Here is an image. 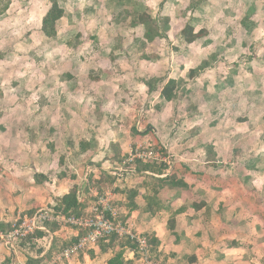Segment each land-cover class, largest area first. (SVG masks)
<instances>
[{
    "label": "rangeland",
    "instance_id": "obj_1",
    "mask_svg": "<svg viewBox=\"0 0 264 264\" xmlns=\"http://www.w3.org/2000/svg\"><path fill=\"white\" fill-rule=\"evenodd\" d=\"M53 1L0 0V169L46 162L49 179L72 177L124 132L161 123L165 143L179 130L184 158L217 160L224 178L237 177L240 201L262 214L264 0H56L65 16L47 38ZM145 13L160 28L169 19L168 34L149 41ZM169 80L177 86L166 103Z\"/></svg>",
    "mask_w": 264,
    "mask_h": 264
},
{
    "label": "crops",
    "instance_id": "obj_2",
    "mask_svg": "<svg viewBox=\"0 0 264 264\" xmlns=\"http://www.w3.org/2000/svg\"><path fill=\"white\" fill-rule=\"evenodd\" d=\"M161 114L170 116L169 111ZM173 131L176 139L171 144L165 143V124L149 123L136 133L124 132L117 146L105 149L103 160L92 157L77 164L72 177L49 179L46 162L34 166L8 162L10 170L0 169V230L9 229L21 216L55 210L72 190L77 191L85 214L95 200L87 192L99 188L111 194L121 220L151 239L158 264H264V212L259 213L263 207L256 204L257 211L248 210L233 189L237 177L231 173L224 178L217 160H203L197 153L184 158L185 143L179 142L180 131ZM145 145L166 148V162L139 163L135 173L121 175L128 153ZM82 234L61 224H47L27 243L17 247L0 243V264H47L59 246L57 252ZM126 241H103L58 264H109L119 256L121 264H143L136 246Z\"/></svg>",
    "mask_w": 264,
    "mask_h": 264
},
{
    "label": "built area",
    "instance_id": "obj_3",
    "mask_svg": "<svg viewBox=\"0 0 264 264\" xmlns=\"http://www.w3.org/2000/svg\"><path fill=\"white\" fill-rule=\"evenodd\" d=\"M167 159L163 147L139 146L128 153L121 164L119 173L121 175L135 173L139 163H161L166 162ZM91 192L95 200L87 213L64 215L55 210H39L32 216H21L9 229L0 230V243L17 247L20 241L34 236L47 223H57L83 234L71 246L54 254L47 264H58L71 260L113 237L130 240L136 246L143 264H158L155 261L153 246L149 238L137 233L132 226L121 220L111 194H101L97 188H93Z\"/></svg>",
    "mask_w": 264,
    "mask_h": 264
},
{
    "label": "trees",
    "instance_id": "obj_4",
    "mask_svg": "<svg viewBox=\"0 0 264 264\" xmlns=\"http://www.w3.org/2000/svg\"><path fill=\"white\" fill-rule=\"evenodd\" d=\"M201 5H202L201 2L198 1V4H196L195 9H198ZM8 6H10V3L6 5L4 10H7ZM3 13L4 11H0V16L3 15ZM64 16H65V11L59 6L58 2L54 0L53 6L45 16L42 23V31L47 38L57 37L58 25H59L58 23L64 18ZM140 18L142 20V25L147 31L146 32L147 39L151 42H154L156 39L162 38L163 35L166 36L168 32L171 30L170 20L167 18L163 21L162 28H160L157 25L158 22L156 19H152L150 17L149 13L143 14ZM182 33H183L182 37L187 44L194 43L198 38V34H194V29L191 25H188ZM195 74H196L195 70H191L189 72V75L191 77H193ZM176 86H177V82L175 80H169L168 83L163 88H161L160 94L167 102H171L174 99V91ZM148 87L151 91L156 90V88L153 87L151 84H149ZM55 210L57 212L63 213L64 215H70L71 212L80 215L81 204L78 201L77 191L72 190L68 195L64 196L61 200H59V204L55 208ZM112 239H116V238L113 237ZM126 242L130 243V241H126ZM150 243L152 244L151 239H150ZM120 258H121L120 256L117 257L116 259L110 261L109 264H121V262L119 261Z\"/></svg>",
    "mask_w": 264,
    "mask_h": 264
}]
</instances>
